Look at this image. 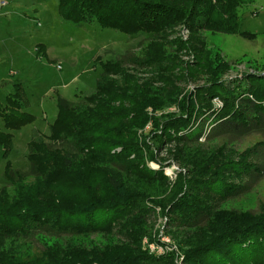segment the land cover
I'll return each mask as SVG.
<instances>
[{"label":"trees","instance_id":"1","mask_svg":"<svg viewBox=\"0 0 264 264\" xmlns=\"http://www.w3.org/2000/svg\"><path fill=\"white\" fill-rule=\"evenodd\" d=\"M241 2L58 0V10L61 19L74 26L93 21L128 36L154 37L184 26L191 33L251 40L256 34L240 31ZM39 49L44 51L43 46ZM123 60L101 63L94 90L82 101L57 99L46 140L36 136L27 144L29 173L14 172L7 161L13 147L11 132L35 120L26 112L30 104L22 85L14 84L13 93L0 105L4 176L13 187L12 192L0 189V264H176L172 254L157 257L141 249L152 206L167 210L163 215L166 226L177 232L172 239L181 264H264V209L243 215L218 209L248 193L250 184L264 181V68L223 77L218 59L207 84L181 102L149 84L143 88L109 79L130 78L124 76ZM169 101L180 107L181 114L164 117L151 138L157 147L158 142L173 143V153L182 158L180 166L193 174L188 179L177 174L181 190L177 200L175 188L172 193L163 184L162 171L145 165L147 144L137 132L157 120L154 115ZM248 136L258 141L234 156L202 158L194 148L201 137L210 142ZM95 177L103 188L98 189ZM135 183L141 188L133 189ZM116 228L126 230L137 245L134 251L97 253L70 246L63 251L45 248L37 257L7 248L35 232L83 239Z\"/></svg>","mask_w":264,"mask_h":264},{"label":"rangeland","instance_id":"2","mask_svg":"<svg viewBox=\"0 0 264 264\" xmlns=\"http://www.w3.org/2000/svg\"><path fill=\"white\" fill-rule=\"evenodd\" d=\"M238 12L242 14L240 31L256 34L254 39L222 33H191L184 26L154 37L128 36L111 29H102L93 21L74 26L62 20L58 0H0V105L3 106L5 97L13 93V85L21 84L30 104L26 112L35 117L30 125L11 132L13 147L7 159L10 168L14 172L29 173L30 165L26 159L28 142L36 136L46 140L49 125L57 113L59 97L80 102L93 92L102 72L101 63L124 58V76H130L131 79L123 76H111L109 79L129 85L131 81L143 88L149 84L152 90H163L165 96L181 102L200 90L196 88L207 84L218 59L220 70H224L220 71L223 77L258 72L264 68V0H242ZM39 46H43L44 51ZM57 66L60 68L57 69ZM173 103L169 101L166 104L168 106H163L154 115L157 120L149 121L144 129L137 132L147 144L145 165L153 171H162L163 184L170 191L175 188L173 199L177 200L181 193L177 189V174L181 173L186 179L193 174H190V168L186 170L180 166L182 158L173 153V143L158 142L157 147L151 138L152 130H157L164 117H178L181 114L180 107ZM257 141L256 136L210 142L201 137L194 148L198 155L202 154V158L205 154L219 158L229 154L234 156ZM2 154L3 148L0 146V189L6 188L12 192L13 187L4 176L6 161ZM95 184L98 189L103 188L98 177H95ZM249 186L248 193L229 199L218 209L240 215L262 212L264 181L258 180ZM134 188L137 190L141 187L135 183ZM150 210L145 225L148 235L141 241L142 251L157 257L172 254L176 257L175 263L181 264V253L177 242L172 239L177 232L166 226L167 218L163 215V211L167 210L155 206ZM14 242L17 245L13 242L7 244L9 250L12 248L22 256L37 257L42 255L45 248L63 251L74 246L97 253L109 251L126 254L137 246L124 228L107 233L97 232L83 239L35 232L26 239Z\"/></svg>","mask_w":264,"mask_h":264},{"label":"built area","instance_id":"3","mask_svg":"<svg viewBox=\"0 0 264 264\" xmlns=\"http://www.w3.org/2000/svg\"><path fill=\"white\" fill-rule=\"evenodd\" d=\"M4 5V4H3ZM60 67L59 66H57V69H59ZM216 102V104L218 105V102L217 101H215Z\"/></svg>","mask_w":264,"mask_h":264}]
</instances>
